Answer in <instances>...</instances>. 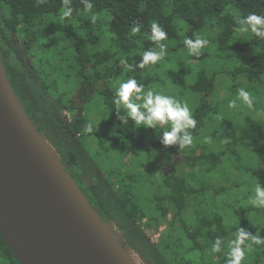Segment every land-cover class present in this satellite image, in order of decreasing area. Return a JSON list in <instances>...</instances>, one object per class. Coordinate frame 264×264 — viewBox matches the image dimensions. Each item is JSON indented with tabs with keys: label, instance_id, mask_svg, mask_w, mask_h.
I'll list each match as a JSON object with an SVG mask.
<instances>
[{
	"label": "trees",
	"instance_id": "trees-1",
	"mask_svg": "<svg viewBox=\"0 0 264 264\" xmlns=\"http://www.w3.org/2000/svg\"><path fill=\"white\" fill-rule=\"evenodd\" d=\"M0 2L7 7H0V61L14 95L101 221L119 232L121 246L144 264H225L223 252L210 251L215 238H225L227 249L238 226L250 229L245 217L264 213L250 202L256 177L264 186V40L236 31L238 18L264 14V0H92L91 12L73 0L69 18H62V0ZM92 13L98 20L83 19L81 33L78 20ZM154 21L168 34L165 57L127 70L121 59L135 64L156 48ZM136 25L140 32L133 33ZM196 36L209 41L198 57L183 43ZM221 75L237 101L228 114L238 127L218 126L216 134L228 108L217 88ZM128 78L188 105L197 121L190 146L164 147L155 130L121 124L124 110H115L114 99ZM241 88L254 97V109L238 99ZM95 104L105 113L99 127L88 112ZM105 146L117 161L113 169L98 164ZM218 176L228 177L227 186L215 183ZM254 220L264 237V219ZM0 264H21L1 234ZM243 264H264V246L253 245Z\"/></svg>",
	"mask_w": 264,
	"mask_h": 264
},
{
	"label": "water",
	"instance_id": "water-1",
	"mask_svg": "<svg viewBox=\"0 0 264 264\" xmlns=\"http://www.w3.org/2000/svg\"><path fill=\"white\" fill-rule=\"evenodd\" d=\"M18 102L0 61V234L21 264H138ZM139 256V255H138ZM140 257V256H139Z\"/></svg>",
	"mask_w": 264,
	"mask_h": 264
},
{
	"label": "clouds",
	"instance_id": "clouds-1",
	"mask_svg": "<svg viewBox=\"0 0 264 264\" xmlns=\"http://www.w3.org/2000/svg\"><path fill=\"white\" fill-rule=\"evenodd\" d=\"M72 2L73 0H62V18L72 16L74 11ZM81 3L89 12L94 7L92 0H81ZM97 20L98 15L92 13L90 22L94 24ZM237 24L236 31L239 34L251 33L254 37L264 40V14L249 13L238 18ZM132 32H140V25L133 27ZM150 32L156 48L144 51L140 56V61L135 64H128L125 59H121L120 63L124 64L127 70L134 71L136 68L143 69L147 65H155L165 57L167 46L161 41L167 39V32L155 21L151 24ZM183 43L190 56L198 57L201 54V49L207 47L209 41L203 36H196L195 39L185 38ZM238 99L248 109H254L255 99L249 91L241 88ZM114 104L116 111L121 108L124 110V115L119 118L121 124L128 126L131 121L134 131L140 128L156 130L160 133L159 142L164 147L184 148L193 142L190 129L196 127L197 121L188 105L153 90L145 91L144 84L138 83L136 78H128L119 83ZM237 106L236 100H230L228 103L229 108ZM159 126L165 127L160 128ZM85 131L90 134L95 133L92 124H88ZM258 179L256 177L254 195L250 198V202L254 207L264 208V186L258 182ZM224 245L225 238L216 237L210 249L211 253H222ZM253 245L264 246V237L258 231L252 234L245 227L238 226L233 238L227 241L228 250L224 253L227 257L225 264H243L246 253L252 250Z\"/></svg>",
	"mask_w": 264,
	"mask_h": 264
},
{
	"label": "rangeland",
	"instance_id": "rangeland-1",
	"mask_svg": "<svg viewBox=\"0 0 264 264\" xmlns=\"http://www.w3.org/2000/svg\"><path fill=\"white\" fill-rule=\"evenodd\" d=\"M75 2V1H74ZM75 5H77V2H75ZM0 7L3 9V10H5V9H7V7H6V5L4 4V3H2V2H0ZM89 15V14H88ZM90 16V15H89ZM83 19H90V17H84V18H82V19H80V20H78V25H79V30L81 31V33H85V29L82 27V23H84V21H83ZM98 42L97 41H95V42H93V46H95V47H98V46H100L101 48L103 47V45L102 44H97ZM226 76L225 75H221L220 76V79H219V83H218V86H217V88H218V90H220V97L222 98L221 100H224V102L223 103H221L224 107H228V103H229V101H230V98H229V96H227V94H226V92L223 90L224 89V85H225V80H226ZM183 84H185V83H183ZM185 88V87H184ZM186 89V88H185ZM173 93V92H172ZM187 94H188V92H187ZM101 107L99 106V105H97V104H95V105H92V107L90 108L89 107V109H88V112H89V114L91 115V118L93 119V124L94 125H97L98 127H99V124H105V122H106V120H105V116H104V110L103 109H100ZM224 109H226V111L225 112H223V113H221L222 114V118H221V120L219 121H216V123H215V127H214V129H216L217 131H216V134H217V132H219L221 129H218V126H220V128L221 127H227V125H232L233 124V128H236V127H238V123H237V120L235 119L233 122H235V123H230L229 122V118L231 117V114H228V110H230V109H232V108H224ZM223 109V110H224ZM100 111L102 112V114H103V117H101V113H100ZM242 123V122H241ZM98 127H96L95 128V130L98 128ZM108 128H109V126H108ZM164 128V127H163ZM153 130V129H152ZM263 131H264V129H263ZM155 136H157V134H160L159 132H157L156 130H155V132L153 133ZM145 135H148V134H145ZM107 144L109 145V139L107 138ZM208 142H209V140H208ZM208 142H204L203 141V143H202V145L200 146L199 145V149L201 150V149H203L204 147H205V145L208 143ZM209 144H211V142H209ZM96 148H98V146H96ZM102 150H104L105 152L104 153H100V158H99V160H98V164L102 167V168H104V169H113L114 167H116V159L112 156V153H113V151L110 149V148H108V146H105L104 148H102ZM198 151V152H201V151ZM108 153H110V154H108ZM152 154L153 155H158V153L157 152H152ZM119 162V161H118ZM151 166H150V160L148 161V166H147V168H150ZM163 167H165V169H167V167L168 168H171V166L170 165H168L167 167L166 166H163ZM173 169V172L174 173H176V169L173 167L172 168ZM167 171H169L168 169H167ZM156 174H158V171L156 170ZM227 179H228V177L227 176H224V177H216L215 178V183L217 184V185H224V186H227ZM254 207V206H253ZM255 209L256 210H261V208H257V207H255ZM258 213V212H257ZM255 214V218H257V215L259 216V218H262V219H264V213H263V211L261 212V213H259V214ZM250 214H252V212L250 211ZM254 216L253 215H250L249 217H245L244 219H247V221H248V224L250 225V229H248V231L250 232V233H255V232H253V231H255L256 230V232H257V229H258V227H259V223H257L254 219ZM246 221V220H245ZM145 232L151 237V239L153 240V241H156L157 240V236H158V234H156L155 232H153V230L152 229H150V228H146L145 227ZM115 232H116V234L117 235H119V232L115 229ZM227 252V249H223V254L224 253H226ZM131 254H132V256L134 257V259L137 261V263L138 264H144V262L140 259V257L138 256V254L137 253H135L134 251H131ZM224 256H225V254H224ZM225 258L227 259V257L225 256ZM195 263L196 264H199V260H198V262H197V259H196V261H195Z\"/></svg>",
	"mask_w": 264,
	"mask_h": 264
}]
</instances>
